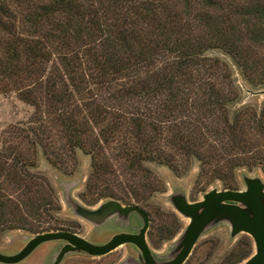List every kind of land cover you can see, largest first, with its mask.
<instances>
[{
	"label": "trees",
	"instance_id": "1",
	"mask_svg": "<svg viewBox=\"0 0 264 264\" xmlns=\"http://www.w3.org/2000/svg\"><path fill=\"white\" fill-rule=\"evenodd\" d=\"M261 89L264 0H0V94L32 109L1 133L0 236L62 230L39 149L66 175L89 157L87 205L145 207L165 190L151 163L177 177L196 163L199 191L239 189L240 169L264 176V102L242 96ZM174 212L148 230L153 246L183 229ZM253 249L244 234L220 264Z\"/></svg>",
	"mask_w": 264,
	"mask_h": 264
},
{
	"label": "rangeland",
	"instance_id": "2",
	"mask_svg": "<svg viewBox=\"0 0 264 264\" xmlns=\"http://www.w3.org/2000/svg\"><path fill=\"white\" fill-rule=\"evenodd\" d=\"M211 56H220L231 63L230 59L221 55L220 52L214 51L209 53ZM234 78L238 85L244 82L236 67H233ZM243 99L247 102L257 103L261 105L264 102V96L256 95L249 98L245 90L242 93ZM32 109L24 104L15 96L14 93L7 95L0 94V142L1 133L10 124L24 121L28 118ZM78 165L71 175H66L62 171L52 167L46 160L42 151H37V167L35 171L44 175L55 189L61 210L58 217L61 220L62 230L75 232L84 239L95 243L102 244L108 241L114 234L119 232H135L140 226L141 221L136 214H131L128 222H121L118 218H108L100 226L77 216L70 200H74L86 207H97L106 200H100L96 204L87 205L79 198L80 192L84 190L85 181L90 173V159L87 155L77 152ZM149 166L162 178L165 182V190L157 193L150 201L142 207L150 217L148 230L155 234L157 225L169 226V218L166 213L175 211L171 202L170 195L176 192H184L189 201H196L202 198L203 193L217 188L222 189L220 182H214L205 188V191H199L195 186V177L198 172L197 164L184 176L177 177L165 166L154 163ZM260 176L264 180V176L259 169L247 170L240 169L238 171L239 189H244L243 176ZM183 229L174 238L159 241L157 246H153L147 236V241L154 255L159 259H165L171 252L174 244L182 234L189 219L179 215L176 211ZM168 221H165V220ZM162 222V223H161ZM147 230V232H148ZM24 230H10L4 232L0 236V252L6 255L17 253L24 247L27 241L33 236ZM244 236L243 233L238 234L235 238L230 237V226L227 222H220L206 232H204L197 240L191 254L183 264H220L230 250L235 246L236 242ZM64 244L63 241H49L39 245L28 257L16 264H52L59 248ZM254 252V249H253ZM139 250L132 244H124L116 248L111 253L102 257H92L83 253H68L60 264H135L138 260ZM243 263V262H242ZM240 263V264H242ZM2 264V263H0Z\"/></svg>",
	"mask_w": 264,
	"mask_h": 264
},
{
	"label": "water",
	"instance_id": "3",
	"mask_svg": "<svg viewBox=\"0 0 264 264\" xmlns=\"http://www.w3.org/2000/svg\"><path fill=\"white\" fill-rule=\"evenodd\" d=\"M248 93L250 96H264V89ZM243 182L244 189L213 188L196 201H189L184 192L170 195L174 210L189 219V222L165 259L157 258L147 241L150 224L148 213L137 204H123L109 199L93 208L74 200H70L69 204L77 216L97 226L112 217L127 223L130 215L136 214L141 226L134 233L119 232L105 243L95 244L68 230L40 232L34 234L17 253L6 255L0 252V263L16 264L42 243L63 241L64 244L59 248L52 264H60L68 253L74 252L102 257L124 244H132L139 250L135 264H183L204 232L220 222H227L231 238L243 233L253 240L254 252L242 264H264V180L260 176L245 175Z\"/></svg>",
	"mask_w": 264,
	"mask_h": 264
},
{
	"label": "flooded vegetation",
	"instance_id": "4",
	"mask_svg": "<svg viewBox=\"0 0 264 264\" xmlns=\"http://www.w3.org/2000/svg\"><path fill=\"white\" fill-rule=\"evenodd\" d=\"M134 233V232H133Z\"/></svg>",
	"mask_w": 264,
	"mask_h": 264
}]
</instances>
